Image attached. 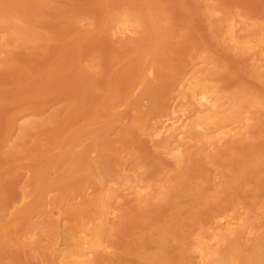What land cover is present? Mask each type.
I'll use <instances>...</instances> for the list:
<instances>
[{
  "label": "rangeland",
  "instance_id": "374dc122",
  "mask_svg": "<svg viewBox=\"0 0 264 264\" xmlns=\"http://www.w3.org/2000/svg\"><path fill=\"white\" fill-rule=\"evenodd\" d=\"M210 9H216L224 18L223 21L230 16L240 21L242 26L250 23L254 25L259 20L264 21V0H0V15L10 11L9 14H16L18 18L22 16L20 21L15 20L16 23L26 21L27 24H24L27 28L24 30L28 29L34 39L33 44L25 43L26 46L23 44L13 51L12 55L16 53V56L11 55L13 62L4 61L6 63L0 67L1 217L8 206L20 197L21 186L26 179L24 174L28 175L27 177L32 175L29 177L31 180L27 179L31 181L27 190L31 191L36 200L39 199V202L35 201L37 207L42 198L39 208L33 211L41 215L38 209L42 208L43 212V203L50 197L54 199L59 194H67L68 191L70 195L75 192L78 194L88 185L97 187L111 183L115 175L113 182L118 180L117 178L123 181L120 169L126 162L127 165H134L132 169L136 168V172L147 186H152L149 188L152 193H157V188L160 193L140 205L136 201L130 202L129 198L122 202L116 228L111 230L112 234L109 232L110 236L107 233L109 237L106 236L112 252L105 256L100 252V261H97V264H194L193 250L190 248L195 241L194 236L199 232L198 228L201 231L204 225L206 227L210 224L207 221H210L216 212L227 209L235 213L236 210L239 212V207L242 212H252L253 217L258 216L259 210L256 208L264 201V116L262 115L260 121L255 119L262 114V111H258L261 107L251 105L250 101L259 100L264 105V81L252 74L249 60L240 58L237 53L235 55V52L226 48V38L224 37L223 41L219 33L221 30L217 28L221 24L216 26L217 21H220L214 20V24L215 14L212 13L215 10L209 14ZM154 11L155 14L160 13L162 19L157 18L169 27L165 36L150 27V21L147 19ZM120 13L137 14L144 21L135 36H139V40L136 38L137 43L134 38V44L126 46L127 44H119L120 42L112 37L111 31L117 26L112 18ZM110 26L114 29L110 30ZM132 41L130 43H133ZM28 45L31 47H27ZM145 47L146 50L151 49L154 56V78L148 73L143 75L141 67L145 58L143 56L147 52L144 51ZM141 58L142 60H139ZM203 61L207 62L208 66ZM192 64L196 65V68H202L205 64L208 71H213L211 76L210 72L208 74L205 70L209 75L208 81L212 82L210 84L214 85V91L221 96L224 107L226 104V107L234 105L235 109L243 108L253 115L254 121L252 126L248 127L250 131H247L249 133L245 141H231L224 147L217 148L215 154H212L214 156L210 155L212 160L209 156L208 160L193 156L183 165H179L173 164L172 160L161 158L159 154L157 157L151 143L150 146L146 143L145 135L144 140L142 135V138L140 137L141 132H137L142 128L136 126L139 125L137 121L135 126L130 123L133 122L131 119L137 116L134 115L136 110L133 112L131 109L133 116L130 112L131 117L128 114V123L131 124L129 127L132 129L129 131L126 126L127 133L125 130V133L121 132L122 127L118 125L120 120L118 122L116 117L120 118L117 112L124 109L122 107L127 104L124 103L125 98L133 86L140 84V88H137L139 90L136 89L139 91L135 93L136 96L127 98L126 101L129 100L134 106L136 103L142 106V109L137 108L138 114L141 115L136 118L149 120L151 117L154 122L156 119L152 116L170 109L167 107L169 103H166L170 102L169 95L173 94L170 93L174 91L178 79L182 76L181 71H185L187 66L193 68ZM139 80L144 83H139ZM141 110L146 113L143 114ZM162 112L161 115L157 114L158 119ZM26 113L33 115L29 116L28 120L18 121L19 117ZM26 120L28 124L31 122L29 127L23 126ZM146 122L144 126L149 124V121L148 124ZM12 124L15 127L14 133ZM110 130L115 135H110ZM9 134H12L11 138ZM68 136L70 137L67 138ZM68 144L70 149L67 148ZM51 171L56 172V176ZM206 172L211 174V180L207 178ZM95 186L93 188H96ZM53 189L55 192L59 190L56 192L59 194L51 196L54 195ZM44 190H48L46 193L50 194H47L46 199ZM68 195L65 196L69 197ZM59 198L57 197V200ZM29 214H33L32 211ZM33 215L32 219L30 215L29 218L26 217L28 219L24 217L27 222L25 219L20 220L21 223H28L29 228L25 223L19 222L20 226L18 224L17 227L21 228L13 229L15 237L7 238L14 236L10 229L7 235L1 234L5 238L0 241V264H42L44 253L39 255L41 251L36 248L34 251L31 246V250L28 247L25 249L18 240L19 245L15 244L17 235L23 234L26 228L27 232L28 229L31 232L30 228H35L36 231L42 229L37 227L42 224L43 218ZM259 216H262L260 220L263 222L264 216ZM36 217L38 219H35ZM37 220H41V224L38 221L39 226L36 225ZM257 221L260 222L259 219ZM263 230L261 232H264ZM40 232L36 234L42 236L41 238L45 237L43 235L46 233L40 235ZM258 235L262 238H251L252 242L250 239L242 241L244 237L242 240L239 238L241 241L236 238L231 241V253L228 251L227 256L223 257L224 260H221L222 263L263 264L264 233ZM46 237L43 240L46 239L44 242L48 243L51 236L48 239ZM44 242H34L33 245L44 246ZM234 248L236 249L233 251ZM26 253H29L31 258H27ZM36 256H39V259Z\"/></svg>",
  "mask_w": 264,
  "mask_h": 264
},
{
  "label": "bare ground",
  "instance_id": "6f19581e",
  "mask_svg": "<svg viewBox=\"0 0 264 264\" xmlns=\"http://www.w3.org/2000/svg\"><path fill=\"white\" fill-rule=\"evenodd\" d=\"M208 2H209V0H208ZM151 7H152V5H151ZM153 7H154V5H153ZM214 10L210 9L209 14H211L210 12L214 11L212 13V14H215L214 15L215 19H213V21L214 20L220 21L219 23L217 21L218 24L216 23V21H214V24L216 23V26L221 24V26L219 25V27L217 26V28H219L221 30V31L220 30H218V31H220L219 33L223 37L222 38L223 41H224V37L226 38L225 40L227 42H225V46L228 44L226 46V48L228 47L227 49L230 52H235V55L237 53V55H239L240 58L249 60L251 62L250 68H251L252 74L257 79H259L263 82L264 81V21L259 20L261 22L258 21L256 23H254V25H253V23H252V25H250L251 24L250 23L247 26H242L240 21H237L236 19L230 18V16H229V18L227 17L223 21L222 19H224V18H222V15L218 14L216 9H214ZM9 12L3 13L4 15H0V64H1L0 67L3 66L7 61L11 60L10 58H12V56H14L16 54V53H14V55H12L13 51L15 52V50L17 48H20L21 45H23V44L25 45V43L29 44V42L30 43L32 42V44H33V42H34L33 41L34 39H33L32 35L30 34V31L28 29H27L28 32L25 31L27 27L24 23L27 24V22L26 21L21 22V23H23L22 25H21V23L20 24L16 23V21L17 22H18V20L20 21V18L22 16L20 18H18L17 16H15L16 14L12 15V14H9ZM155 13L156 12L154 11V13L151 12L150 15L148 14L149 18L147 20L150 21L149 24H151L150 25V27H152L151 29H153L159 33L161 32L164 35L168 32L169 27L164 22H161L160 19H162V18L160 17L161 15H159L160 13L159 14H155ZM216 13L219 15V17ZM8 14L11 16H9ZM127 14H125V13L121 14L120 13V15L114 16L112 19L115 20L117 26L115 27V29L112 28V26H110V28H111L110 30L114 29L111 31V32H113L112 37H115L117 39V42L118 41L120 42L119 44L124 43V44H127L126 46H130L131 44H134V40L136 41L135 43H137V39L139 36L136 37L137 39L135 38V36L139 33L138 28H139V30H141V26H142V24H144L142 22H144V21H142V18H140V16L137 15L136 13H134L136 15H130V14L127 15ZM220 16H221V18H220ZM157 17H159L160 19ZM216 17H218V18H216ZM145 20H146V18H145ZM222 22H223V25H222ZM239 23L241 26H239ZM143 28H144V26H143ZM222 31H223L224 35H222ZM171 33H169V35H168L169 37L171 36L170 35ZM172 35H173V33H172ZM141 37H142V35H141ZM158 37H160V36H158ZM132 39H134V40L132 41ZM129 40H131L133 43H130L131 41H129ZM114 41H115V39H114ZM140 45H141V43H140ZM148 45H149V43H148ZM29 46L31 47V45H28L27 47H29ZM39 46H37V47H39ZM133 48H134V46H133ZM147 49H148V47H147ZM161 49H162V47H161ZM134 50H135V48H134ZM138 50H142V49L138 48ZM144 51L145 52L147 51V52L144 54L143 57H145V58H143V61H142L143 64H142L141 68H143V70H142L143 75L146 76L148 73L150 75V77H153V76H155L154 75L155 70L153 68V66H154L153 63L155 64V61L153 59L154 56L152 55L153 53L151 54V49L146 50V47H145ZM159 51H160V48H159ZM9 55L10 56L12 55V56L10 57ZM138 55H139V53H138ZM203 59H205V58H203ZM139 60H142V58ZM4 61H6V62H4ZM159 61H160V59H159ZM159 61H157V62H159ZM151 64H152V68H151ZM193 65L194 64H192V66ZM196 65H199V64L196 63ZM196 65H194L195 69H194V66H193V68H190L191 66L188 68V66H187V69H185V71H183V70L181 71L182 76L178 79V81L176 83L177 85L175 86V89H174L175 94H174V91H171L170 94H172V93L173 94L171 96L169 95L170 102H166L167 104L169 103L168 106L167 105L166 106L169 107L170 109H167V111H166V109H164L166 111L165 112L166 114L161 111L163 114L161 117H159V119H158L157 114L159 115V113H160V115H161V112L156 113V115H155V116H157L156 118H155V116H152V117H154V119H156L154 122H153V119H150L151 117L149 118V120L146 118L147 122H146V119L143 120L144 118H142V119H141V117L136 118L139 115L138 114L139 109L137 110V108H140L142 106H140V104L136 103L137 104L136 106L139 105V107H136V106H134L135 104L131 105L133 103L129 102V100L126 101L127 98L129 99L133 96H136L135 93L139 92V91H137V90H139L137 88H140V86H139L140 84L139 85L135 84L133 86V88L131 89V92L128 94V97L126 96L127 98H125L124 103L126 104V102H127V104H128V102H129L130 104H128V105H130V106H128L127 104L123 106L122 105L123 102H122L121 105L123 106L122 108H124V109L117 112V114L120 115L119 116L120 118L118 119V116H117L116 120L117 121L120 120V122L118 121L120 123L118 125L120 127H122L120 129L121 132L123 131V133H125L127 128L129 127V125L131 126L130 123H132L135 126L136 124H134V123L137 121V123L139 125H136V126H138V128H139V126H140V128H142V129H140V131L137 132V133L141 132V134H139L140 137L142 138V136L145 135L146 139L143 136V140L145 139L146 143L148 142L147 144L151 143V147L156 152L157 157L159 154L161 158L174 161L175 163L172 162L173 164L177 163L179 165H183V163L186 160L191 159L193 156H198V157L201 156L202 158H206V160H208L209 158L212 160L210 155L215 154V152L217 151V148L224 147L225 144H227L228 142L231 143V141H233L232 143H234V141H237V140L241 141V139L245 141L246 138H248L247 136H248L249 132H247V131H250V129L248 127H251L253 124V121H254L253 115H251V113H249L247 110H244L243 108L235 109L234 105L226 107V104L224 107V102L222 101L221 96L220 95H219L220 97L218 96V93L216 91H214V87H213L214 85L210 84L212 82H209L210 79L208 78V76L209 75L212 76L213 71H211V72L208 71L209 69L206 68L207 64L205 65V67H204V65H202L203 66L202 68H200L201 66L196 68L197 67ZM157 69L158 68H156V70ZM205 70L208 71V74L210 72V74L208 75L205 72ZM210 70H212V69L210 68ZM157 72H158V70H157ZM137 77L139 78V76H137ZM144 78L146 79V77H143V79ZM208 79H209V81H208ZM139 83L142 84L144 82L139 80ZM137 97H138V95H137ZM132 100H130V101H132ZM165 101H169V99H167V100L165 99ZM250 103H251V105H253L255 107L256 106L261 107V109H258V108H256V109H258L259 112L262 111V112H260L262 114L260 115L258 113L260 116H258L257 118L255 117V119L260 121L262 115L264 116V114H263L264 113V105L259 100H252V101H250ZM133 106H134V108H133ZM116 108L119 109V107H116ZM131 109L133 110V112L136 110V112H135L136 114H134ZM140 109H142V108H140ZM161 109L162 108H160V110ZM169 110H170V112H169ZM141 111H140V113H142V112H143V114L146 113L144 111H142V112ZM120 112H122V113H120ZM129 112H130V114L133 113L134 115H137V116H134L133 119H131V120H133V122L130 121V123H128L129 122L128 120L131 117ZM246 112H247V115H245ZM128 114L130 117H128ZM133 114H131V115L133 116ZM32 115H30V113H26L25 115H21V117H19L20 119L18 118L19 119L18 121H20L22 119L28 120L29 119L28 117L32 116ZM27 120L24 122L25 125L23 124V126L29 127L31 122L28 124ZM151 120H152V122H151ZM141 121H142V123H141ZM148 121H149V124H148ZM109 122H111V121H109ZM144 122H146L148 125L144 126ZM14 124H12L13 125L12 127H14ZM17 124L15 126H17ZM141 124H143V126ZM126 126H127V128H126ZM12 127L10 128L9 133H11ZM123 128H126V129H123ZM130 128L131 127H129V131H131V129H132V128L131 129ZM14 129H15V127L12 129L13 130L12 133H14V131H15ZM114 129H115V125L113 128V131L115 132ZM124 130H125V132H124ZM141 130H143V131H141ZM114 132L111 131L108 133H111L110 135H115V134H113ZM11 135L12 134H9L10 138L12 137ZM68 135H70V131H69ZM89 136H90V134H89ZM69 137L70 136H68L67 138H69ZM100 139H101V137H100ZM97 140H99V139H97ZM65 142H66V140H65ZM108 145H109V143H108ZM68 146H69V144H68ZM68 146H67V148L70 149V146L69 147ZM149 146H150V144H149ZM53 150H55V147L53 148ZM71 150H72V148H71ZM27 151H29V149L26 150V152ZM108 151H110V150H108ZM119 152H121V151H119ZM58 154H59V152H58ZM161 155L164 157H162ZM208 156H209V158H208ZM213 156L214 155H212V157ZM44 157H46V156H44ZM127 157H128V155H127ZM129 157H128V159H130ZM126 161H130V160H126ZM125 164L124 165L122 164L123 166L121 165V169H120V173H121L120 177L123 179V181H120L119 178H117L118 180H114V182H113V178H115V176H116L114 173L115 176H113L111 181L109 180L111 183L103 184L101 186L98 185L99 187L98 186L96 187L95 185H93V187L95 186L96 188H93V187L88 185L85 189L81 188L83 190H81L78 194H76V192L74 193V191H75L74 190L73 191L74 194L70 195L69 191H68L67 194L65 193V195L67 196L69 194L68 195L69 197H66L64 195V193H63V195L61 194L62 195L61 196L59 193H56L59 190L55 192V190H54L55 188H54L52 190V192L54 191V193H52L54 195H51V196H56V194L57 195L59 194L57 197L58 198L60 197V198L57 200V197H55L54 199L52 197H50L49 199H51V201H48L49 199H46V197H48L47 194H49L48 192L46 193V191H48L49 189L46 191L44 190L45 192L44 191L43 192L45 194L43 192L42 193L44 194V196L46 195L44 197V199H46L47 201L45 203H43L45 206V207L43 206L45 208L43 210V212L41 211L42 208L38 209L42 213L41 215H38L37 212H33V211H35V210H37V208H39V206L42 203L41 202L42 198H40L41 201L37 207V203L35 201H38L39 199L36 200L37 198L35 199L34 195L31 194V191L29 192L27 190V188L29 187L28 186L29 182L31 183V181H28V180H31V179H29V177H31L32 175H29V177H27L28 175L26 176V174L23 173L24 176L26 177V179L24 181V184L21 186V194L19 193L20 197H18L16 200H14L12 202V204L10 205V207L8 206L7 210H5L2 217H1V212H0V241L2 240L1 238L4 237L1 234L7 235V232L9 229L13 233L14 228H18V229L21 228V227H17L20 220L23 219V221H24V219L26 217L29 218V215L32 219V216L34 217L33 214H35V216L43 218V222H41L42 224L40 223L41 220H37V223H36V225H37L38 221H39V223L41 225L39 224L40 226L37 225L39 227H37V226L36 227L38 229H40L42 227V229L39 231H36L35 228H30L31 232H29L30 231L29 229L27 232V230H26L27 228H26L23 234H21V235L19 234V235H17L18 237L15 238L16 239V241H15L16 245L18 244V242H20L19 244L21 246H24V248L28 247V249H30L29 247L31 246V249H33L34 251H35V248L37 250L41 251L42 253L39 252L40 253V254L38 253L39 255H42L44 253V255H42V256H44V260H46V261L44 262L43 257L40 256L41 259L43 260L42 264L43 263L46 264L47 262L51 263V264H97L98 263L97 261H100V259L98 258L100 255L99 254L100 252H103L104 256H105V254L108 255V253L112 252V250H111L112 247H110L109 242H107L108 239H106V236L109 237L110 236L109 232L116 228V221L120 215L119 210L121 209V206H123L122 202H124L125 199L129 198L131 200L130 202L136 201L140 205L141 203L142 204L147 203V201L155 198L160 193L158 188H157V191H158L157 193H156V191H155V193H152V190L149 189L151 185L148 184L149 186H147V184L143 181V179L136 172V168L132 169V167L134 165L133 166L127 165L128 164L127 162ZM176 167H178V165ZM51 172H54V171H51ZM138 172H140V171H138ZM49 173H50V171H49ZM55 173L56 172H54V176H56ZM28 174H30V173H28ZM40 174L41 173H39V175ZM205 174H206L207 178H209L211 180V178L209 177L211 174L209 172H206ZM214 181H215V179L212 182H214ZM20 184H22V183H20ZM54 184H56V183H54ZM90 185H92V183H90ZM30 186H31V184H30ZM76 187H78V186H76ZM38 191L39 190H37V192ZM63 196H65V197H63ZM40 197H42V196H40ZM262 202H263L262 205H260L259 208H256L259 211L261 210V212L258 211V216L255 215L256 219H255V217L252 216V214H251L252 212H250V213L248 212L249 214L245 211L242 212V211H240L239 207H238L239 212H238V210H236V212L234 213L231 210L229 211L226 209L220 213L216 212V214H214L212 217L210 216L211 217L210 221H207V223L210 222V224L209 225L207 224L206 227H205V225L204 226L201 225L204 228V229H201V231H200V228H198L199 232H197V234L195 233L196 234V236H194L195 241H193L194 243L192 242V244H191L192 246L190 248L193 250L192 256H193V260L195 261L194 264H223L222 263V261L224 260L223 257L225 255L227 256V253L229 251V247H231L230 246L232 243L231 241L235 240V238L238 239L239 241H241L242 240L241 238H243V237H244L243 238L244 240H242V241L245 242L246 241L245 239H247V240L250 239V241H251V238L253 240L254 238L256 239L259 237L258 234H263L264 232H261V230H263V227H264V220L262 222V220H260V219H262L261 218L262 216L261 217L259 216V214H262L264 216V201H262ZM35 203H36V207L34 208ZM4 209H6V208H4ZM255 210H253V211H255ZM1 211H3V210H1ZM31 211L33 214H29V213H31ZM250 214H251V217H250ZM28 218H26V219H28ZM35 219H38V218L36 217ZM258 219L260 222L257 221ZM26 222H27V220H26ZM26 222H22V223H25L26 227H28L27 226L28 223H26ZM19 226H20V224H19ZM22 227L24 228V224ZM32 230L34 232L36 231V233L38 232V234L41 231L40 233H42V234H40V235H43L44 233H46V235L44 234L43 236L46 237L47 235H49L46 238L48 239L50 236H51V238L48 239V243H47V241L44 242L46 239L43 240V238H45V237H43V238H41L42 236L39 237V235L34 233ZM18 232H19V230H18ZM107 233L109 234V236L107 235ZM112 233L113 232L111 231V234ZM13 234H14V236H9L7 238L10 239V237H15V233H13ZM195 234H193V235H195ZM37 238H39L40 240ZM260 238H262V236L259 237V239ZM15 239L13 238V240H15ZM194 239H192V240H194ZM17 240H18V242H17ZM49 240H50V242H49ZM238 240H237V243H238ZM10 241H8V243ZM34 242L35 243L36 242H39V243L44 242L47 245L46 244L44 246L41 245L44 247V249H43V247H41L39 244H38L39 246H34L33 245ZM8 243H6V244L8 245ZM12 244L14 245V243H12ZM239 244H240V242H239ZM239 244H236V245H239ZM2 245L4 246V244H2ZM25 245H28V246H25ZM32 245L34 246V248H32L33 247ZM3 246H1V247L3 248ZM37 247L42 248V249L40 250ZM13 248H15V247H13ZM235 249L236 248H234L233 251ZM22 252L24 253V250H22ZM26 252H27V250H26ZM36 253L37 252H35V254ZM230 253H229V255H231ZM28 255H29V253L27 254V258L30 257ZM96 255H97V258H96ZM32 258H33V256H32ZM37 259H39V256L37 257ZM35 261H38V260H35Z\"/></svg>",
  "mask_w": 264,
  "mask_h": 264
}]
</instances>
